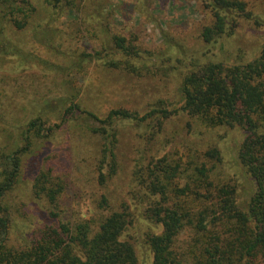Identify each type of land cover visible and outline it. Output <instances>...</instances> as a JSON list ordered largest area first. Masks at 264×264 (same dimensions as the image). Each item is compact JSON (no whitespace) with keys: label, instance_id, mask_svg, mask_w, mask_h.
I'll use <instances>...</instances> for the list:
<instances>
[{"label":"trees","instance_id":"obj_1","mask_svg":"<svg viewBox=\"0 0 264 264\" xmlns=\"http://www.w3.org/2000/svg\"><path fill=\"white\" fill-rule=\"evenodd\" d=\"M197 1L208 18L199 32L207 45L233 35L242 19L264 27V2L254 13L245 0ZM93 2L44 0L51 17L97 18L104 13L109 16L114 9L106 0L85 17ZM36 11L31 0H0V54H18L8 48L3 24L22 30L36 18ZM166 48L187 53L177 43ZM111 53L120 56L108 59L107 65L136 70L132 62L138 55L135 40L112 33L100 49L81 52L71 65L61 66L66 76L64 94L32 100L21 109V116L11 119L0 113V264H139L138 241L152 254L151 264H264V42L249 61L243 62L239 55L234 63L218 60L195 65L185 72L178 88L189 131L192 126L199 129L198 134L216 127L237 131L231 171L228 163L223 167L215 142L179 141L157 155L147 154L137 144L123 201L93 188L91 212L84 217L63 204L66 169L52 161L54 156L39 159L50 137L80 119L85 132L96 139L89 165L93 184L106 188L119 169L118 124L134 122L148 143L164 131L166 119L174 112L158 102L143 114L112 108L100 117L81 106L76 98L79 84L71 74L79 75L85 63ZM173 137L164 136L165 146ZM33 159L37 161L34 167ZM22 171L32 173L31 195L45 215L37 222L34 214L9 202ZM238 173L248 183L240 200L234 178ZM76 181L87 182L82 176ZM14 218L33 224L27 236L14 233ZM140 221L147 227L136 237L130 231Z\"/></svg>","mask_w":264,"mask_h":264},{"label":"rangeland","instance_id":"obj_2","mask_svg":"<svg viewBox=\"0 0 264 264\" xmlns=\"http://www.w3.org/2000/svg\"><path fill=\"white\" fill-rule=\"evenodd\" d=\"M105 1L94 0L84 16L87 17L86 13H93ZM109 1L114 7L109 16L104 13L97 18L88 16L83 19L67 14L51 17L44 0H31L37 10L36 18L25 28L16 30L7 23L2 26V35L10 45L8 48L18 53L0 54V113L7 119L21 116L24 113L21 109L28 107L32 100H40L45 96L56 98L64 94L67 87L62 85V79L66 76L61 73V66L71 65L81 52L100 49L102 41L104 43V40H108L112 33L135 40L138 55L132 58V62L136 70L127 71L122 66L114 68L107 65L108 59H118L120 55L116 53L85 63L83 72L79 75H75V72L71 74L79 84L77 101L100 117L112 108L143 114L158 102L166 109L174 111L166 119L164 131L148 143L145 134L139 133L140 129L135 127L134 122L122 121L118 124L119 169L108 180L106 188L93 184L89 165L93 160L96 139L85 132L80 125V119L60 127L50 137L48 149L41 151L43 153L39 159L43 160L46 155L54 156L52 161L57 162L63 171L66 169L68 184L63 204L84 217L91 212L90 196L94 189H98L99 193L106 192L112 200L123 201L129 187L137 144L147 149V154L157 155L164 150H171L170 147L179 141L215 142L221 150L223 167L228 163L227 170L231 171L238 139L237 131L216 127L198 134L199 129L194 126L189 131L187 118L180 110L182 102L178 88L185 72L195 65L218 60L234 63L239 55L246 62L258 54L264 42V27L253 26L251 21L242 19L233 35L222 37L213 44H205L199 32L208 18L197 0ZM245 1L254 13L260 11L264 2ZM100 30L105 31L100 33ZM174 43L181 45L187 53L180 55L177 50L168 51L166 46ZM166 134L174 136L168 146L164 142ZM35 160L31 162L32 167L37 163ZM22 174L20 185L9 195V202L14 207L17 203L34 214V222H37L45 215L39 201L31 195L32 173L22 171ZM78 176H82L87 182L76 181ZM234 178L238 184V199H243L246 195L244 186H248L247 179L239 173ZM13 220L14 233L27 236L26 233L33 224H23L17 218ZM145 227L147 224L140 221L135 229L131 228L130 234L137 237L136 233ZM138 242L135 247L139 264H151L152 254Z\"/></svg>","mask_w":264,"mask_h":264}]
</instances>
